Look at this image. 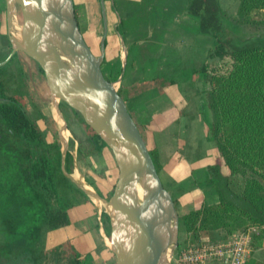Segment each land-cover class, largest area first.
<instances>
[{"label":"trees","instance_id":"obj_1","mask_svg":"<svg viewBox=\"0 0 264 264\" xmlns=\"http://www.w3.org/2000/svg\"><path fill=\"white\" fill-rule=\"evenodd\" d=\"M187 10L198 16L200 29L218 41V61L206 62L199 70L209 84L204 90L210 112L207 132L217 151L207 182L218 200L179 215V228L185 233L183 241L192 244L223 239L250 225L261 226L242 264H264V257L252 254L264 232V32L259 30L264 16H257L264 10V0H237L235 16L225 15L218 0H188ZM238 26H246L250 33L241 36ZM229 32L241 40H233ZM15 57L16 53L0 66V264H46L47 232L69 225L72 206L89 197L61 170V147L49 125L54 123L52 118L40 114L45 122L41 128L24 107L26 74L19 67L16 76L8 67ZM38 70L42 73L39 66ZM59 108L66 121L70 113L87 131V144L79 141L76 147L78 159L99 154L103 148L110 151L77 111L63 101ZM47 132L55 139L48 140ZM147 148L158 172L157 151ZM71 165L67 150L64 168L69 173ZM101 217L108 236V215L103 211ZM215 231L220 233L215 236ZM101 247L110 252L107 246ZM49 254L53 264H95L91 250L80 251L70 242L51 247Z\"/></svg>","mask_w":264,"mask_h":264},{"label":"crops","instance_id":"obj_2","mask_svg":"<svg viewBox=\"0 0 264 264\" xmlns=\"http://www.w3.org/2000/svg\"><path fill=\"white\" fill-rule=\"evenodd\" d=\"M72 1L78 27L94 54L100 52L105 30L102 73L119 78L118 91L145 143L156 146L163 186L177 205L216 202V191L207 182L209 167L217 162L207 132L210 112L204 90L209 84L199 72L206 62L218 61L216 38L200 29L198 16L187 10L188 0ZM106 169L101 177L108 184L117 169ZM71 172L81 181L79 173ZM94 205L90 197L80 198L70 209L71 223L47 232L46 252L67 242L80 251L99 246L109 264Z\"/></svg>","mask_w":264,"mask_h":264},{"label":"water","instance_id":"obj_3","mask_svg":"<svg viewBox=\"0 0 264 264\" xmlns=\"http://www.w3.org/2000/svg\"><path fill=\"white\" fill-rule=\"evenodd\" d=\"M4 4L10 51L0 66L22 52L41 69L52 106L62 120L61 170L92 200L105 205L109 219L106 246L115 264H170L178 246L179 214L118 93L119 78L108 80L102 73L105 30L100 52L94 54L78 27L72 0H4ZM17 10L21 22L15 25ZM102 14L104 17V11ZM59 101L77 111L112 154L117 176L107 198L86 188L64 168L67 148L63 131L67 127Z\"/></svg>","mask_w":264,"mask_h":264},{"label":"rangeland","instance_id":"obj_4","mask_svg":"<svg viewBox=\"0 0 264 264\" xmlns=\"http://www.w3.org/2000/svg\"><path fill=\"white\" fill-rule=\"evenodd\" d=\"M218 4L220 7V10L225 14L229 16H235L236 15V9H237V0H218ZM236 5V8H235ZM258 17L264 16V10L259 12L257 14ZM21 22V16L19 10H17V16H15V25L20 24ZM241 30H243V33H240L241 36L245 37L246 33H249L250 30L246 26H242ZM248 30V31H247ZM259 30H264V27H261ZM230 37L233 40L239 41L241 38L237 35H231L229 32ZM241 43V42H239ZM10 51V44L7 39V29H6V24H5V4L4 0H0V60L6 57L8 52ZM94 52H96V49L94 47L93 49ZM218 60V59H217ZM217 62V61H216ZM9 70L15 72L16 76H19L18 73V68L21 67L23 71L25 72L26 76V82L28 84V92H26L22 98L24 100V107L26 108L28 114L30 115L31 118L35 119L39 126L41 128H45V122L44 120L41 119L40 114H44L45 116H50L53 120V125L49 124L52 129L56 132V139L60 144V147L62 148V142L59 136V130H60V125L62 124L61 118L57 117L55 115L54 111V106H52V102L49 98L48 95V90L45 84L44 76L43 73H41L38 70V65L29 57H27L25 54L22 52H17L16 57L12 60V62L9 63L8 65ZM108 77L113 78L112 81H116V76L108 74ZM116 88L118 90V83L116 82ZM21 89L24 90V87H21ZM63 113V112H62ZM64 114V113H63ZM67 121H66V130L63 131V135L66 140V148L69 150V152L72 155V165H71V173L77 172L80 175V180L82 183H85L88 185L90 188H92L94 191H99L100 194L104 197H108V193L113 187V183L116 180V177L113 178L106 184L107 182L104 181V179L101 177L104 174V170L108 168L109 166H115L112 154L110 151H108L106 148H103L101 153H92L86 155L84 159H78L77 158V153H76V147L79 143V141L84 142V145L87 144L86 142V137H87V131L85 127L79 123L76 118L70 114L67 113ZM11 136V135H10ZM8 135V138L10 139L11 142L15 141L16 139L14 136L10 137ZM14 138V139H12ZM47 139L48 140H53L55 139L49 132H47ZM210 139V138H209ZM148 144L147 147H151L157 151V160L159 163V169H160V162L158 159V150L155 145L151 144L150 142H147ZM222 169L224 172H228V169L222 165ZM107 170V169H106ZM105 170V171H106ZM75 178V177H74ZM77 179V177H76ZM90 182H94V186L90 184ZM95 207L92 208L96 212V210L99 211V218H96V221L98 224L101 226L105 241L108 243V236L106 235L104 231V225L102 222V217L101 213L105 211V205L102 202H95ZM206 203H212V202H207L203 201ZM201 202V203H203ZM200 203V204H201ZM200 204L194 206V207H187L185 205H177L176 209L178 211V214H184L188 212L191 209L197 208ZM91 210V211H92ZM89 211V210H88ZM83 213H87V210ZM220 233V231H215L214 235L217 236ZM202 235V234H201ZM202 237V236H201ZM47 234L45 237L44 241V249H47L49 245L47 244ZM219 238V237H216ZM185 239V233H183L180 228H179V234H178V241L180 242L181 240V246L184 247L185 244H190V240ZM201 239V238H200ZM98 247H95L91 250L93 254V260L95 264H104V258L101 256V252L98 250ZM107 252V259L109 260V264H115L114 262V257L111 256L110 252L106 250ZM253 256L256 258L262 259L264 257V232L262 235L261 239V245L259 247L254 248L253 250ZM48 257L45 260L46 264H53V258L52 255L49 254V251L47 252Z\"/></svg>","mask_w":264,"mask_h":264},{"label":"built area","instance_id":"obj_5","mask_svg":"<svg viewBox=\"0 0 264 264\" xmlns=\"http://www.w3.org/2000/svg\"><path fill=\"white\" fill-rule=\"evenodd\" d=\"M260 229L261 226L250 225L223 239L177 246L169 258L170 264H242L249 257L251 240Z\"/></svg>","mask_w":264,"mask_h":264},{"label":"bare ground","instance_id":"obj_6","mask_svg":"<svg viewBox=\"0 0 264 264\" xmlns=\"http://www.w3.org/2000/svg\"><path fill=\"white\" fill-rule=\"evenodd\" d=\"M15 34H16V33H15ZM54 111H55V112H54L55 115H56L57 117H59L58 114H57V112H56V110H55V108H54ZM59 118H60V117H59ZM75 176L78 177L77 174H74V177H75ZM86 188L90 189V187H88V186H87ZM136 191H137V193H138V196H140V198H141V196H142V190H141V188H140L139 186L136 187ZM93 201H94V200H93ZM95 202H98V203H99V202H101V201H99V200H95Z\"/></svg>","mask_w":264,"mask_h":264}]
</instances>
